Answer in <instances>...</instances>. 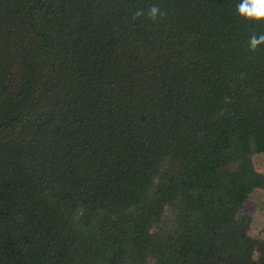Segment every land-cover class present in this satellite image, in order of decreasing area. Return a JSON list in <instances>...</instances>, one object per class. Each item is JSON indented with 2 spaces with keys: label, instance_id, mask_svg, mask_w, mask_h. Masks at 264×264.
Instances as JSON below:
<instances>
[{
  "label": "trees",
  "instance_id": "trees-1",
  "mask_svg": "<svg viewBox=\"0 0 264 264\" xmlns=\"http://www.w3.org/2000/svg\"><path fill=\"white\" fill-rule=\"evenodd\" d=\"M241 2L0 0V264H264Z\"/></svg>",
  "mask_w": 264,
  "mask_h": 264
},
{
  "label": "clouds",
  "instance_id": "clouds-1",
  "mask_svg": "<svg viewBox=\"0 0 264 264\" xmlns=\"http://www.w3.org/2000/svg\"><path fill=\"white\" fill-rule=\"evenodd\" d=\"M238 14L249 21H255L257 23L264 22V0H242L241 3L237 5ZM145 15L144 9H138L134 14L132 19L137 20ZM159 6L151 5L147 9V16L150 20L155 22L158 17L164 16ZM250 49L255 52L257 48L264 44V35L256 36L252 35L250 38Z\"/></svg>",
  "mask_w": 264,
  "mask_h": 264
},
{
  "label": "rangeland",
  "instance_id": "rangeland-1",
  "mask_svg": "<svg viewBox=\"0 0 264 264\" xmlns=\"http://www.w3.org/2000/svg\"><path fill=\"white\" fill-rule=\"evenodd\" d=\"M258 171L264 173V154L254 157ZM243 215L250 220L249 234L254 238H264V191L256 190L246 203Z\"/></svg>",
  "mask_w": 264,
  "mask_h": 264
}]
</instances>
